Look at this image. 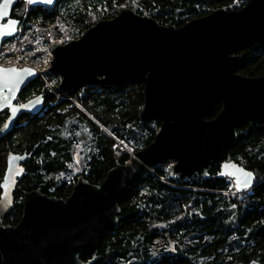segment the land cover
Masks as SVG:
<instances>
[{"label":"water","instance_id":"obj_1","mask_svg":"<svg viewBox=\"0 0 264 264\" xmlns=\"http://www.w3.org/2000/svg\"><path fill=\"white\" fill-rule=\"evenodd\" d=\"M18 1L12 0L6 16L0 14V29H10L16 22L11 35L0 36V45L18 33L21 20L12 16ZM255 43L264 47V0H249L238 10L216 8L179 27L122 8L78 38L52 42L48 73L60 77L57 91L142 83L138 118L145 123L157 120L160 126L148 146L131 160L117 162L98 185L78 175L65 199L38 189L25 192L15 225H5L3 219L13 206V191L24 173L22 163L30 156L8 154L0 182V264H93L104 231L118 223L119 199L144 168L171 162L169 171L189 178L206 177L208 170L219 166V177H231L238 192L251 188L255 175L235 162L229 150L243 122H264V74L250 77L236 72L241 60L237 51ZM13 68L16 72L5 71ZM38 75L32 66L0 64V112L9 110L0 136L12 130L21 114L34 115L43 108L41 93L15 103ZM218 102L220 111L207 119ZM12 108L17 109L15 115ZM242 172L251 173L247 187Z\"/></svg>","mask_w":264,"mask_h":264},{"label":"trees","instance_id":"obj_2","mask_svg":"<svg viewBox=\"0 0 264 264\" xmlns=\"http://www.w3.org/2000/svg\"><path fill=\"white\" fill-rule=\"evenodd\" d=\"M248 1L127 0L125 4L161 25L179 27L216 8L238 10ZM58 10L19 0L12 16L21 20V28L8 41L39 55L53 37L63 36L66 42L71 34L79 37L95 23L64 22ZM237 54L241 60L236 72L250 77L264 74V47L255 43ZM59 80L46 72L31 82L19 98L25 101L41 93L43 108L34 115L24 114L0 136V181L8 153L30 156L4 224L18 223L25 192L38 189L65 199L78 175L98 185L117 162L130 159L127 152L116 154L118 140L136 152L148 146L159 129V121L145 123L138 118L142 83L57 91ZM220 109L221 104L215 103L206 118H214ZM5 117L0 114V125ZM237 134L229 155L255 175L251 189L237 192L232 179L219 177L218 166L206 177L189 178L164 165L144 168L119 199L118 223L104 231L93 264H264V122L245 121ZM80 160V170L64 178L71 164Z\"/></svg>","mask_w":264,"mask_h":264},{"label":"flooded vegetation","instance_id":"obj_3","mask_svg":"<svg viewBox=\"0 0 264 264\" xmlns=\"http://www.w3.org/2000/svg\"><path fill=\"white\" fill-rule=\"evenodd\" d=\"M67 1H69V3H67ZM27 2H29V0H27ZM126 2L127 0H55L53 4L51 5H38V6L42 8L53 7V9H59L58 10L60 14L59 18H63L64 22H80V21L97 22L102 19L113 18L114 16H116L118 11L122 8H132L130 5L125 4ZM31 6H35V5H31ZM20 28H21V24L18 28V33L20 31ZM37 94L39 93H36L34 95H37ZM23 102L24 101H21V99L18 96V99L16 100L15 103L22 104ZM0 114L5 115L7 117V115L9 114V110L4 109L2 112H0ZM24 114L26 113H23L20 116H18L15 122H17V120L21 118ZM10 153H15V152H10ZM24 164L25 162L22 163V166L24 167V172H25ZM5 167H6V162H5ZM4 171H5V168H4ZM233 184H234V181H233ZM13 199H14V196H13Z\"/></svg>","mask_w":264,"mask_h":264},{"label":"rangeland","instance_id":"obj_4","mask_svg":"<svg viewBox=\"0 0 264 264\" xmlns=\"http://www.w3.org/2000/svg\"><path fill=\"white\" fill-rule=\"evenodd\" d=\"M48 26H50V24ZM73 38H78V37H74V35L71 34L70 39H73ZM51 41L52 42H60V43H66L67 42V41L64 42L65 39L63 36L53 37L51 39ZM50 44L44 46L45 48H42L43 50H46L45 52L42 51L39 53V55H34V54L32 55L33 51H31L29 49L27 50L26 47H24V48L23 47H17V45L15 44V41L14 42L6 41L0 45V64L4 65V66L14 65L16 67H20V65H22L23 67L24 66L34 67V66H38V65H42L44 67L50 66V61L52 59L51 53L49 51ZM13 49H15V50H13ZM46 60H47V62H46ZM46 72H48V67L47 68L45 67L44 70L42 69L39 72V76H43L44 73H46ZM31 96H33V95H31ZM82 150H83V148H82ZM127 153L130 156L129 160H131L134 156V153H135L133 150V147H132V153L131 154L129 152H127ZM170 165H171V162H169L167 165H164V166L169 168ZM80 168H81V160L79 163L71 164V169H70L69 173L65 174L63 177L66 179H69L75 173H77L80 170Z\"/></svg>","mask_w":264,"mask_h":264},{"label":"snow or ice","instance_id":"obj_5","mask_svg":"<svg viewBox=\"0 0 264 264\" xmlns=\"http://www.w3.org/2000/svg\"><path fill=\"white\" fill-rule=\"evenodd\" d=\"M12 0H4V2L2 4H0V14L2 15H7V10L9 5L11 4ZM29 2H32V0H29ZM46 2L51 3V0H46ZM15 21L11 22V28L10 29H0V36L3 35H11L13 31H15ZM6 72H16V69H7L5 70ZM24 71H28V70H24ZM6 101L9 99L7 96L4 98ZM38 102V101H37ZM21 107H26L25 105H21ZM17 109L16 108H12V113L13 115H15ZM5 127H7V125H5ZM11 159H16V158H11ZM240 171V170H238ZM242 175H244L245 177H247V182L245 183V187L248 186V184L251 182V173H241Z\"/></svg>","mask_w":264,"mask_h":264},{"label":"built area","instance_id":"obj_6","mask_svg":"<svg viewBox=\"0 0 264 264\" xmlns=\"http://www.w3.org/2000/svg\"><path fill=\"white\" fill-rule=\"evenodd\" d=\"M15 50V49H13ZM17 52V51H16ZM48 60V59H47ZM46 60V62H47ZM35 69L40 72L42 69L44 70V68L48 67V66H42V65H38V66H34ZM129 152L130 154L132 153V147L127 143L125 142L124 140H118L117 143H116V146H115V152L117 155H121L122 153L124 152Z\"/></svg>","mask_w":264,"mask_h":264},{"label":"bare ground","instance_id":"obj_7","mask_svg":"<svg viewBox=\"0 0 264 264\" xmlns=\"http://www.w3.org/2000/svg\"><path fill=\"white\" fill-rule=\"evenodd\" d=\"M15 37H16V36H15ZM15 37H14V38H15ZM7 41H8V40H7ZM12 66H14V65H12ZM15 67H16V66H15ZM20 67H23V66L20 65ZM36 71H37V70H36ZM37 72H38V71H37ZM38 74H39V72H38ZM38 76H39V75H38ZM40 111H41V110H40ZM218 167H219V166H218ZM243 167H244V166H243ZM247 170H248V169H247ZM248 171H250V170H248ZM250 172H251V171H250ZM252 173H253V172H252ZM224 178H231V177H224ZM231 179H232V178H231ZM232 180H233V179H232ZM254 182H255V180H254ZM253 185H254V183H253ZM234 186H235V185H234ZM252 187H253V186H252ZM252 187H251V188H252ZM251 188H249V189H251ZM249 189H248V190H249ZM236 191H237V190H236ZM246 191H247V190H246ZM237 192H238V191H237ZM244 192H245V191H244ZM239 193H240V192H239ZM241 193H243V192H241ZM5 225H7V224H5Z\"/></svg>","mask_w":264,"mask_h":264}]
</instances>
